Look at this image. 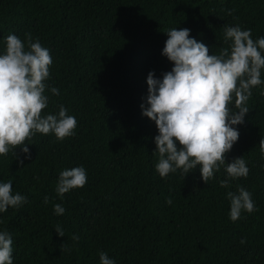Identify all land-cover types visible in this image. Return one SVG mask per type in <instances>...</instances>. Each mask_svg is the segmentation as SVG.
Instances as JSON below:
<instances>
[{"label":"trees","instance_id":"1","mask_svg":"<svg viewBox=\"0 0 264 264\" xmlns=\"http://www.w3.org/2000/svg\"><path fill=\"white\" fill-rule=\"evenodd\" d=\"M236 24L254 40L264 36V0H0V49L9 33L38 38L52 57L46 84L60 92L46 89L42 112L62 104L77 121L62 140L36 133L28 159L19 146L16 156H0V180L11 179L13 192L27 198L0 213L13 264H99V251L115 264H264V84L252 89L239 137L225 153L226 162L243 156L248 175L227 188L219 183L223 166L207 183L199 168L161 178L152 153L157 129L140 108L147 73L171 68L161 55L164 31L188 28L211 54L228 47L224 26ZM78 165L86 184L58 196L59 172ZM237 185L251 192L255 211L231 221L225 193Z\"/></svg>","mask_w":264,"mask_h":264},{"label":"clouds","instance_id":"2","mask_svg":"<svg viewBox=\"0 0 264 264\" xmlns=\"http://www.w3.org/2000/svg\"><path fill=\"white\" fill-rule=\"evenodd\" d=\"M166 40L161 55L171 62L170 70L156 76L150 70L146 76L147 94L140 104L141 114L154 121L157 156L155 171L161 178L179 171L183 177L199 168L200 178L207 183L223 166L225 179L220 186L227 188L230 180L247 177L248 167L243 156L226 162L229 152L239 137L236 125L244 123L252 89L264 84V36L252 38L251 29L239 24L225 25L223 39L228 47L209 54L205 43L190 35V29L172 27L164 31ZM52 57L38 38L25 33L23 40L16 34L3 37L0 49V156L10 151L14 156L19 146L24 159L30 156L28 144L36 134H53L57 140L74 134L75 116L64 105L56 111H44L49 105L50 92L59 89L46 84L50 76ZM264 94V88L261 89ZM264 157V137L259 140ZM18 164L23 160L17 159ZM87 182L82 165L61 170L55 191L58 196ZM12 180H0V213L8 208H19L26 196L13 192ZM229 219L236 221L242 212L255 211L252 194L237 185L227 191ZM166 203L172 200L166 198ZM44 203H48L45 196ZM61 204L53 205V212L62 215ZM53 229L64 236L57 224ZM78 240L77 235H73ZM243 239L241 243H243ZM12 235L0 228V264H13ZM99 264H115L104 251H99Z\"/></svg>","mask_w":264,"mask_h":264}]
</instances>
